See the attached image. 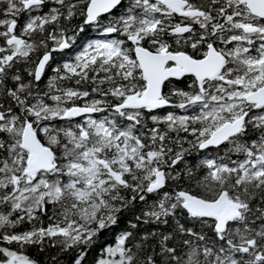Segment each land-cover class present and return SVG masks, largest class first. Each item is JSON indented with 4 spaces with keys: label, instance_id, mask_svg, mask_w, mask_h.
<instances>
[{
    "label": "snow or ice",
    "instance_id": "snow-or-ice-1",
    "mask_svg": "<svg viewBox=\"0 0 264 264\" xmlns=\"http://www.w3.org/2000/svg\"><path fill=\"white\" fill-rule=\"evenodd\" d=\"M138 204L94 264H264V0H0V264Z\"/></svg>",
    "mask_w": 264,
    "mask_h": 264
},
{
    "label": "trees",
    "instance_id": "trees-1",
    "mask_svg": "<svg viewBox=\"0 0 264 264\" xmlns=\"http://www.w3.org/2000/svg\"><path fill=\"white\" fill-rule=\"evenodd\" d=\"M77 43L79 44L80 41L78 40ZM72 55H74V52L70 50L63 57V59H67L69 56ZM56 59L61 60L62 58L59 54H56ZM69 83L71 86H74V82H69ZM189 159H192V157H190ZM149 202H151V198L149 199ZM141 207L143 206L138 204L137 207L132 212L124 213V215L122 216V222L119 225V227L114 228L111 232L103 233L96 247H94L92 250L88 252L84 264H94L95 258H97L100 255L102 246L113 245L115 240V235L119 233V231L126 226L123 220L125 218H133L134 215H138ZM28 254L32 256L34 259L40 261V264H49L51 256L58 254V249H47L45 252L41 253L36 248H31L28 250ZM67 259H68V255H63L61 257V264H66Z\"/></svg>",
    "mask_w": 264,
    "mask_h": 264
}]
</instances>
